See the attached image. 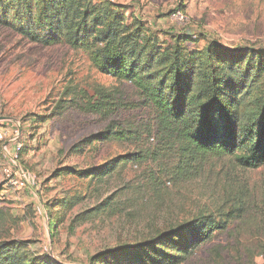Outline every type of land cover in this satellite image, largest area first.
<instances>
[{
    "label": "rangeland",
    "instance_id": "374dc122",
    "mask_svg": "<svg viewBox=\"0 0 264 264\" xmlns=\"http://www.w3.org/2000/svg\"><path fill=\"white\" fill-rule=\"evenodd\" d=\"M113 1L161 40L187 33L190 49L216 41L264 51V0ZM13 25L0 23V242H25L35 264H111L91 257L212 214L228 218L225 229L178 264H264V165L211 158L198 176L169 175L176 152L129 82L98 71L81 49L30 41ZM100 90L112 98L108 114L84 110ZM109 124L128 139L96 138ZM133 151L145 158L101 180L78 174Z\"/></svg>",
    "mask_w": 264,
    "mask_h": 264
},
{
    "label": "trees",
    "instance_id": "16d2710c",
    "mask_svg": "<svg viewBox=\"0 0 264 264\" xmlns=\"http://www.w3.org/2000/svg\"><path fill=\"white\" fill-rule=\"evenodd\" d=\"M126 15V5L113 0H0V23L15 24V30L30 41L81 49L98 71L135 88L141 104L154 115L161 142L176 152L169 175L181 180L198 176L211 158H229L241 170L264 165V51L226 49L216 41L203 50L186 48L187 33L161 40L157 33L146 31L138 17ZM111 99L100 90L84 110L106 114ZM129 133L109 124L95 137L126 140ZM144 158L142 151L126 152L78 174L101 180L114 167ZM102 210L100 205L87 210L81 220ZM227 220L202 214L91 259L178 264L225 229ZM25 244L16 239L0 242V264H35Z\"/></svg>",
    "mask_w": 264,
    "mask_h": 264
},
{
    "label": "built area",
    "instance_id": "2783aa9c",
    "mask_svg": "<svg viewBox=\"0 0 264 264\" xmlns=\"http://www.w3.org/2000/svg\"><path fill=\"white\" fill-rule=\"evenodd\" d=\"M173 16H174V17H182V15H181V13L179 12V10L175 11V12L173 13ZM2 139H3V134L0 133V140H2ZM14 145H15L16 152L19 151L20 144L14 142ZM13 183H14L15 185H17L18 187H21V186H24L25 181H24V179H20V181H13Z\"/></svg>",
    "mask_w": 264,
    "mask_h": 264
},
{
    "label": "crops",
    "instance_id": "0c3cea01",
    "mask_svg": "<svg viewBox=\"0 0 264 264\" xmlns=\"http://www.w3.org/2000/svg\"><path fill=\"white\" fill-rule=\"evenodd\" d=\"M9 154V153H8Z\"/></svg>",
    "mask_w": 264,
    "mask_h": 264
}]
</instances>
